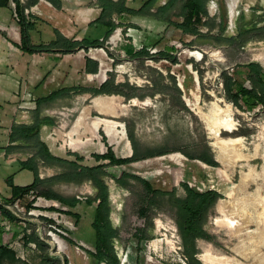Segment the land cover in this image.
Segmentation results:
<instances>
[{"label": "rangeland", "instance_id": "374dc122", "mask_svg": "<svg viewBox=\"0 0 264 264\" xmlns=\"http://www.w3.org/2000/svg\"><path fill=\"white\" fill-rule=\"evenodd\" d=\"M6 1L7 5L0 6V41L7 45L0 46V79L8 76L11 83L7 94L0 93V109L5 111L0 117V197L11 198L10 176L20 186L34 179L21 161L34 156L37 138L14 145L10 137L14 124L31 121L34 125L38 116L49 117L54 125H47L44 137L53 155L80 166L106 165L103 179L117 232L114 246L122 262L133 264L131 255L136 249L131 234L143 227L149 239L141 264H188V260L194 264H264V106L243 98L240 106L235 105L224 84V75L229 74L250 87L246 65L259 62L264 67V29L231 41L238 34L242 13L247 27L264 26V0H238L234 9L228 0H209L207 14L197 24L209 33L206 37L186 35L145 16L105 13L101 0H61L60 6L49 0H21L26 19L34 23L32 44L48 45L59 38L58 33L72 41L103 42L102 46L77 47L71 53L54 47L52 52L34 54L16 46L21 43L19 16L14 1ZM146 1L126 0V5L139 9ZM166 2L158 0L153 10ZM178 10L172 21L183 20ZM221 23L225 25L222 36ZM143 47L155 56H132L130 49ZM160 51L175 55L176 60L161 58ZM87 58L96 62L92 64L95 72L87 71ZM62 89L70 90L43 103L37 113L39 97ZM101 96H114V100L100 101ZM97 101L102 103L98 106ZM109 101L118 116L100 110ZM98 118L122 126L93 130ZM221 121L236 128L219 131L221 137L240 138L222 149L213 146ZM108 146L117 157L136 152L140 159L109 166L108 160L95 158ZM11 147H17V153H10ZM190 156H210L218 164L211 166ZM36 162L42 179L70 168ZM121 172L137 175L163 192L145 219L137 215L146 192L143 182L129 179V185L122 186L114 178ZM184 183L198 192L216 190L222 195L200 218L203 236L195 239L189 254L176 221V203L185 196ZM96 193L90 180L38 185L7 205L19 220L9 221L0 211V248L9 245L17 250L20 261L16 264H64V257L69 264H105L88 253L96 249L93 222L98 202L88 203ZM48 195L75 197L80 202L71 208ZM220 203L225 211L218 210ZM29 234L37 242L26 243ZM48 252L51 258L44 262Z\"/></svg>", "mask_w": 264, "mask_h": 264}, {"label": "trees", "instance_id": "16d2710c", "mask_svg": "<svg viewBox=\"0 0 264 264\" xmlns=\"http://www.w3.org/2000/svg\"><path fill=\"white\" fill-rule=\"evenodd\" d=\"M15 3V11L19 16L18 24L21 35V43L16 46L27 52L29 54H34L38 51L52 52L54 47H61L62 53H71L75 48L82 47L88 48L90 46H102L103 42L96 40L93 42H88L86 39L82 41H72L66 37H63L58 33L59 38L48 44V45H34L31 42L30 31L34 29V23L26 19L24 8L21 0H13ZM52 4L60 6L61 0H49ZM158 0H147L139 9H132L126 5V0H101L103 4L104 12H109L113 10L119 15H135V16H145L160 22H166L175 28L181 30L184 34L195 36V37H206L209 33H203L201 29L197 26L202 20V15L207 14V5L209 0H167L163 5H160L153 10ZM35 2V1H34ZM180 4V5H179ZM7 5L6 0H0V6ZM179 8L176 14L183 18L182 22L172 21L173 12ZM245 15L241 14L240 20L238 22L237 31L238 34L231 39L235 41L238 38L246 36L251 32L264 29L263 27H247L244 21ZM219 33L222 36L225 31V25L220 24ZM132 56L135 57H150L152 58L154 53H149V51L143 47L137 51L130 49ZM161 58H167L171 60H176L175 55L170 54L165 51L158 52ZM96 63L93 59H86V68L88 72H95L92 69V64ZM247 79L250 81L251 86L241 84V82L232 77L229 74L224 75V84L226 94L229 100H231L235 105L240 106V100L243 98L245 102L255 101L264 106V67L259 62H250L246 65L245 71ZM70 89L54 90L49 94L39 97L36 100L38 105L37 113L40 111V106L45 102H50L56 97L60 96L64 91ZM96 92L102 93L101 89ZM44 125H54V120L49 117L40 118L37 117L36 123L32 126L29 125H19L14 124L13 131L11 133V140L16 139H27L37 138L36 143H38V148L34 156L28 161H21L23 167H27L34 173L33 182L29 185L20 186L14 183L13 176H10L7 181L11 188V198H1L0 197V211L9 221L19 220L18 216L13 213L7 205L21 197L25 193L33 190L38 185L47 183L48 185H55L60 182H74L82 183L85 180H90L95 185L97 193L94 197L88 198V203L93 204L98 202L95 210V218L93 222V228L96 234V249L95 251H88L94 258L97 259L99 263L105 264H121V258L119 257L115 246L114 239L117 237L116 229L113 227L111 220V204L109 199V189L107 184L103 179L105 175L104 167L106 165H96V166H80L76 161H69L61 157L53 155L47 146V144L41 141L38 137L39 131ZM130 140H133V135L129 134ZM160 155L165 153H159ZM153 155V154H152ZM151 155V156H152ZM79 156V155H77ZM82 159L81 156H79ZM95 158L97 160H108L109 166L119 165V164H129L138 161L140 157L136 152L132 154L131 157H117L111 146H108L107 151L102 154H96ZM192 159H200L204 163L216 166L218 163L210 156H200L193 157ZM42 160L48 164H68L70 166L69 170L63 172L59 175L42 179L39 176L37 162ZM114 178L116 182L122 186H127L130 183L129 179L143 182L145 186V195L139 209L137 210V215L140 218H146L148 216L151 206L156 202V199L163 194L162 191L153 188L151 183L137 175L130 174L127 172H121L120 174H115ZM185 196L179 199L176 203V221L180 230V234L183 240V245L187 254H189L190 247L193 245L195 239L199 236H203V231L200 225V218L202 217L205 210L214 205L219 198L222 197L221 193L216 190H207L205 192H198L191 188L187 183H184ZM51 199H56L59 202L67 205L71 208L77 206L80 202L79 199L67 198L60 195H48ZM55 208V207H53ZM70 212V211H66ZM132 239L135 242V253L131 255L133 264H141L143 259V252L145 250V242L149 239L147 231L143 227H136L134 232L131 234ZM26 243L31 241L37 242V239L33 234L25 236ZM18 251L6 245L4 248H0V264H16L20 261L17 257ZM51 256L49 252L46 253L43 260H49ZM64 264H69L68 259L64 257ZM188 264H194L188 260Z\"/></svg>", "mask_w": 264, "mask_h": 264}, {"label": "bare ground", "instance_id": "6f19581e", "mask_svg": "<svg viewBox=\"0 0 264 264\" xmlns=\"http://www.w3.org/2000/svg\"><path fill=\"white\" fill-rule=\"evenodd\" d=\"M236 2H238V0H228V3H229V5H230V7L232 8V9H234L235 8V5L237 4ZM101 98H104L105 99V101L106 100H110V99H112V100H114L113 98H114V96H112L111 98H108V97H99L98 98V100H100ZM122 98V97H121ZM115 99H117V98H115ZM120 99V98H119ZM103 100V99H102ZM102 100H100V101H102ZM100 103H102V102H98L97 101V104L96 105H98L99 106V104ZM111 102L109 101V103L108 104H106V106L103 108L102 107V109L100 108V110L102 111V112H105V113H107V114H109V115H112V116H118V113H117V108L115 107V106H113L112 104H110ZM147 104V103H146ZM94 125H92L93 127V130H99V128H101L102 126H104V128L105 129H108L109 130V128H111V127H115V126H122V124L121 123H119V122H117V121H113V120H109V119H106V118H98V119H96L95 121H94V123H93ZM236 128L233 126V124H231V123H228V121H226V122H223V121H221V124L220 125H218L217 126V129H216V131L214 132V137L217 139V141L216 142H214L213 143V146H215V147H218V148H220V149H222V146L223 145H225V144H227V143H234V142H237V141H239L240 140V138H227V139H225V138H223V137H221V135H219V131H228V132H233L234 130H235ZM94 132V131H93ZM127 145H129V144H127ZM172 158V157H171ZM225 207V206H224ZM224 207H223V205H222V203H220L218 206H217V208H218V210L219 211H225V209H224ZM253 221V220H252ZM245 223V222H244ZM242 227V226H241ZM243 230V229H242ZM239 232V231H238ZM263 244V243H262ZM258 250V249H257ZM257 252V251H256ZM255 254V253H254ZM245 257H248V256H246L245 255ZM262 258V257H261ZM262 260H264V257H263V259ZM262 260H261V262H262ZM125 261V260H124ZM122 262V264H126V262ZM260 262V261H259Z\"/></svg>", "mask_w": 264, "mask_h": 264}, {"label": "crops", "instance_id": "0c3cea01", "mask_svg": "<svg viewBox=\"0 0 264 264\" xmlns=\"http://www.w3.org/2000/svg\"><path fill=\"white\" fill-rule=\"evenodd\" d=\"M0 46L2 47H4V48H6L7 47V45H5L4 44V42L3 41H0ZM10 83H11V80L9 79V77L8 76H4V77H2L1 79H0V84H1V86H0V93H2V94H7L8 93V89H7V86L8 85H10ZM3 85H5L6 87H2ZM9 87V86H8ZM5 111H3V110H1L0 109V117L2 118L3 116H5V113H4ZM17 124V123H16ZM28 125L29 126H32L33 125V123L30 121L29 123H28ZM45 128H47V125H44V126H42V128H41V132H40V135H41V137H39V138H41L40 140L42 141H47L48 140V137H44V130H46ZM46 132V131H45ZM107 136V135H106ZM28 140L27 139H25V140H23V139H21V138H19V139H16V140H14L12 143L14 144V145H17L18 143H20V142H27ZM108 141H109V139H108ZM48 142V141H47ZM109 143L111 144V142L109 141ZM47 144V143H46ZM70 146V145H69ZM71 147V146H70ZM10 149H12V151L10 152V153H17V147H11ZM16 151V152H15ZM133 152V151H132ZM3 153V152H2Z\"/></svg>", "mask_w": 264, "mask_h": 264}, {"label": "built area", "instance_id": "2783aa9c", "mask_svg": "<svg viewBox=\"0 0 264 264\" xmlns=\"http://www.w3.org/2000/svg\"><path fill=\"white\" fill-rule=\"evenodd\" d=\"M15 14H16V16H17V18H18V15H17L16 11H15ZM18 19H19V18H18ZM182 21H183V20H182ZM182 21H181V22H182ZM7 207H8V206H7ZM8 208H9V207H8Z\"/></svg>", "mask_w": 264, "mask_h": 264}, {"label": "water", "instance_id": "95a60500", "mask_svg": "<svg viewBox=\"0 0 264 264\" xmlns=\"http://www.w3.org/2000/svg\"><path fill=\"white\" fill-rule=\"evenodd\" d=\"M121 264H122V262H121Z\"/></svg>", "mask_w": 264, "mask_h": 264}]
</instances>
